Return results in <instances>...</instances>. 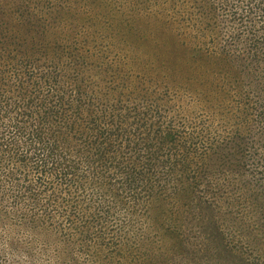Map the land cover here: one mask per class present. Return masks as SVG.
<instances>
[{
  "label": "trees",
  "instance_id": "obj_1",
  "mask_svg": "<svg viewBox=\"0 0 264 264\" xmlns=\"http://www.w3.org/2000/svg\"><path fill=\"white\" fill-rule=\"evenodd\" d=\"M214 6L210 48L138 65L85 46L56 0H0V264L37 247L53 264H264V0Z\"/></svg>",
  "mask_w": 264,
  "mask_h": 264
},
{
  "label": "rangeland",
  "instance_id": "obj_2",
  "mask_svg": "<svg viewBox=\"0 0 264 264\" xmlns=\"http://www.w3.org/2000/svg\"><path fill=\"white\" fill-rule=\"evenodd\" d=\"M56 3L66 10L69 29L82 35L85 46L98 48V55L105 59L138 65L169 58L165 50L171 44L210 48L214 20L221 21L223 15L215 8L214 0H56ZM225 42L226 36L221 33L218 43L226 46ZM181 97L195 122L206 120L199 108L192 106L191 98ZM213 118L215 128L220 129L221 117ZM232 180L238 181L228 176L215 184L222 186ZM21 241L26 244L28 239ZM28 252L23 249L18 255L10 249L6 258L12 264H28L30 257L40 264H53L38 247L33 255L22 256Z\"/></svg>",
  "mask_w": 264,
  "mask_h": 264
}]
</instances>
